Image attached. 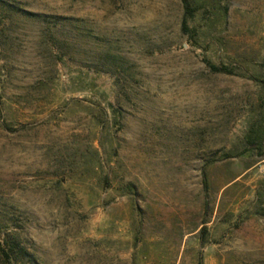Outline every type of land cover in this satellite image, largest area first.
<instances>
[{
	"label": "rangeland",
	"instance_id": "1",
	"mask_svg": "<svg viewBox=\"0 0 264 264\" xmlns=\"http://www.w3.org/2000/svg\"><path fill=\"white\" fill-rule=\"evenodd\" d=\"M190 4L0 0L17 264H264V0Z\"/></svg>",
	"mask_w": 264,
	"mask_h": 264
},
{
	"label": "trees",
	"instance_id": "2",
	"mask_svg": "<svg viewBox=\"0 0 264 264\" xmlns=\"http://www.w3.org/2000/svg\"><path fill=\"white\" fill-rule=\"evenodd\" d=\"M181 6L183 8V19L181 22V27L183 30L187 29L186 24V16L190 14L193 10L190 0H180ZM226 11L227 9L224 8ZM205 64L207 65L208 69L212 73H224V74H231V70L227 68L226 66H219L216 64H213L209 61H205ZM201 185L204 192L207 190V182H206V176L205 172L201 171ZM18 255H20L19 251H16L11 243H8L6 240H3L2 243H0V260L3 264H17L18 263ZM30 264H34L33 262H30Z\"/></svg>",
	"mask_w": 264,
	"mask_h": 264
}]
</instances>
